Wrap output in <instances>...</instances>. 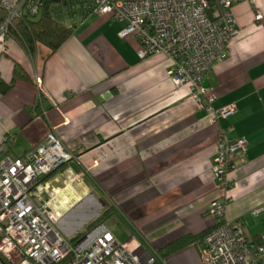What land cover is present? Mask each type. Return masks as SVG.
I'll return each mask as SVG.
<instances>
[{
    "label": "crops",
    "instance_id": "crops-1",
    "mask_svg": "<svg viewBox=\"0 0 264 264\" xmlns=\"http://www.w3.org/2000/svg\"><path fill=\"white\" fill-rule=\"evenodd\" d=\"M233 10L239 34L204 84L216 95V108L237 106L219 122L229 136L248 141L228 173L226 219L242 224L257 243L264 235V0L240 2ZM66 22L73 33L52 54L43 44L31 55L14 39L0 43V80L11 84L0 91V145L14 136L10 150L20 156L55 133L79 169L43 178L36 191H50L51 204L66 214L86 202L78 191H108L115 210L159 254L214 227L208 211L222 196L212 171L219 125L190 99L188 85L173 82L169 57H138L139 42L119 35V21L91 13ZM64 191L73 195L69 204L60 201ZM165 260L206 264L197 244Z\"/></svg>",
    "mask_w": 264,
    "mask_h": 264
},
{
    "label": "built area",
    "instance_id": "built-area-1",
    "mask_svg": "<svg viewBox=\"0 0 264 264\" xmlns=\"http://www.w3.org/2000/svg\"><path fill=\"white\" fill-rule=\"evenodd\" d=\"M87 1L93 13L110 15L123 25L121 37L137 39L141 60L155 55L169 57L173 63L171 79L177 85H188L190 99L206 110L210 123L218 126L221 119L237 111L235 104L216 108V95L204 82L212 66L229 56L232 41L239 34L234 6L255 0ZM43 3L0 0V43L13 39L9 29L15 19L36 15ZM255 17L260 20L261 12L256 11ZM14 139L8 135L0 145V252L11 264H166L140 241H121L103 221L78 239L65 237L59 230L63 214L36 188L43 177L73 162L75 154L55 133L47 134L20 156L10 150ZM217 141L212 171L222 196L209 207L216 226L203 238L201 257L206 264H264V235L252 243L242 224L226 219L232 200L228 173L246 153L248 141L229 136L220 125Z\"/></svg>",
    "mask_w": 264,
    "mask_h": 264
},
{
    "label": "trees",
    "instance_id": "trees-1",
    "mask_svg": "<svg viewBox=\"0 0 264 264\" xmlns=\"http://www.w3.org/2000/svg\"><path fill=\"white\" fill-rule=\"evenodd\" d=\"M89 3L90 2L87 0H73L69 2L62 0H44L42 7L36 15L25 14L13 21L9 29L10 35L31 55L36 53L39 44L45 45L52 54L56 52L73 33L74 27L69 25L66 21L74 19L76 16L82 17L83 19L93 13ZM21 76L27 78L26 74H21ZM10 87L11 84L0 80L1 92H7ZM73 166L75 169H79L76 163H74ZM63 170H65V166ZM56 172L57 171H54L43 178L45 180L49 179ZM107 214V211L104 212L100 218L103 219ZM99 222L101 221H95L87 229ZM215 226L198 235L189 234L176 240L161 249L159 251L160 255L166 258L170 254L178 252L192 244H197L198 247H200L204 236L215 228ZM83 232L76 235L74 239L80 238ZM0 259L5 264H11L1 252Z\"/></svg>",
    "mask_w": 264,
    "mask_h": 264
},
{
    "label": "rangeland",
    "instance_id": "rangeland-1",
    "mask_svg": "<svg viewBox=\"0 0 264 264\" xmlns=\"http://www.w3.org/2000/svg\"><path fill=\"white\" fill-rule=\"evenodd\" d=\"M39 16V15H38ZM76 162H68L64 165H62L59 169L56 171H64L63 168L65 166V169H67L70 166H73V164ZM77 164V163H76ZM83 175V173H82ZM41 197L45 200H48L51 198L50 191H40ZM61 191L60 193H62ZM67 191H64V196H60V201H65L64 203H71L73 200V195L65 196V193ZM81 193L82 196H85L82 202L83 204H79L73 207L70 212L67 214L64 212L65 210L61 209V212L63 216L59 220V230L61 233L67 237L68 239H71L78 235L79 233L85 231L92 223L95 221H103L105 224L113 230V232L117 235V237L123 241L127 242L131 239H136L140 241L143 246L146 248V250L149 253H152L154 255H158L159 257L165 259L162 255H160L158 252H156L150 245L146 244L144 239L136 232L133 224L125 217V215L120 214L119 211L115 210V205H113V202L110 200L108 191H78ZM87 194V195H86ZM93 194V197L92 195ZM59 196L57 197L58 201ZM56 201V202H57ZM71 201V202H70ZM59 202V201H58ZM81 202V203H82ZM86 203V204H85ZM86 205V206H85ZM66 209V208H65ZM107 211V216L103 219L100 218V216ZM116 211V212H115ZM64 212V213H63ZM114 216V218H112ZM115 218H117L115 220ZM69 226L71 227V232L67 233L65 230H63L60 226Z\"/></svg>",
    "mask_w": 264,
    "mask_h": 264
},
{
    "label": "bare ground",
    "instance_id": "bare-ground-1",
    "mask_svg": "<svg viewBox=\"0 0 264 264\" xmlns=\"http://www.w3.org/2000/svg\"><path fill=\"white\" fill-rule=\"evenodd\" d=\"M59 193V192H58ZM87 195V194H86Z\"/></svg>",
    "mask_w": 264,
    "mask_h": 264
}]
</instances>
